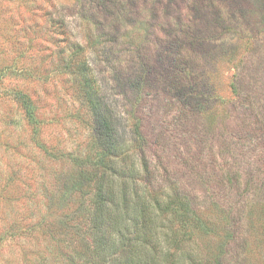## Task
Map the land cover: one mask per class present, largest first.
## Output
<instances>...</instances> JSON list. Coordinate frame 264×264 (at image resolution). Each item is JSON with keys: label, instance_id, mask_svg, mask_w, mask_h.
I'll list each match as a JSON object with an SVG mask.
<instances>
[{"label": "rangeland", "instance_id": "rangeland-1", "mask_svg": "<svg viewBox=\"0 0 264 264\" xmlns=\"http://www.w3.org/2000/svg\"><path fill=\"white\" fill-rule=\"evenodd\" d=\"M62 25L127 153L139 164L145 149L144 202L161 204L174 264H264V0H0V264H77L90 224L74 196L54 202L74 168L40 146L95 143L91 106L54 46Z\"/></svg>", "mask_w": 264, "mask_h": 264}, {"label": "trees", "instance_id": "trees-1", "mask_svg": "<svg viewBox=\"0 0 264 264\" xmlns=\"http://www.w3.org/2000/svg\"><path fill=\"white\" fill-rule=\"evenodd\" d=\"M60 32L63 39L59 41L54 38V46L57 47L61 42L62 47L58 46L60 54L68 53L63 56L62 67L76 76V82L80 86L79 92L91 106V125L95 140L87 152L76 148L59 150L49 146L47 151L45 144L40 145L51 160H64L74 168V172L62 180L61 191H58L54 199L57 206L59 201L64 203L72 196L77 200L75 203L77 202L78 206H89L87 211L90 224L87 229H80L81 238L77 243L80 250L77 254L69 256L70 262L76 260L79 261L77 264H165L168 259L170 264H174L179 254L176 249L164 252L163 244L172 247V239L162 233L155 221L160 214L161 204L151 207L144 202L143 175L149 170L145 161V149L139 153V164L134 151L127 153L128 150L121 144L119 130L112 121L110 109L98 97L99 89L96 88L92 62L85 55L83 43L77 39L73 40L63 25ZM104 50L107 48L104 47ZM137 82L140 87L133 83L135 89L143 87L141 90H145L144 77ZM15 96L28 123L38 124L35 102L20 91L16 92ZM141 98L138 97V101ZM132 117L134 142L145 145L141 111L133 113ZM33 132L36 130L33 129ZM57 223V231L62 230V221ZM52 233L55 231L50 233V230H46L42 232V236L52 238ZM86 241L88 245H85Z\"/></svg>", "mask_w": 264, "mask_h": 264}]
</instances>
